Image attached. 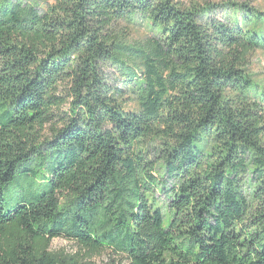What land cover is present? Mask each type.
I'll list each match as a JSON object with an SVG mask.
<instances>
[{"label":"trees","instance_id":"trees-1","mask_svg":"<svg viewBox=\"0 0 264 264\" xmlns=\"http://www.w3.org/2000/svg\"><path fill=\"white\" fill-rule=\"evenodd\" d=\"M230 7L221 20L217 5L176 0H0V232L79 247L27 246L0 264L105 252L122 264H264V83L251 71L264 13ZM120 21L154 39L127 44ZM108 64L128 92H111ZM36 166L48 191L6 211L4 189Z\"/></svg>","mask_w":264,"mask_h":264},{"label":"rangeland","instance_id":"rangeland-1","mask_svg":"<svg viewBox=\"0 0 264 264\" xmlns=\"http://www.w3.org/2000/svg\"><path fill=\"white\" fill-rule=\"evenodd\" d=\"M31 4H36L42 7L53 4L54 0H27ZM182 6L193 7L194 5L204 6L207 3L211 5H217L219 10L213 14V17L221 20H226V16L230 14L231 4H247L254 9L264 13V0H176ZM115 30L120 32L121 35L126 39L127 44H145L147 41L154 39V34L151 30L140 27L132 26L123 21H120ZM251 71L256 75L255 78L258 81L264 83V54L258 53L255 55L254 60L251 64ZM102 75L105 78L108 87L111 92L127 91V84L123 80V76L112 65L103 66ZM69 83L62 86L59 95L65 97L69 91ZM126 95L125 102L130 108H133L136 104ZM71 99L65 104L62 109L63 112H67L69 108V103ZM160 155L151 151L147 158L154 163L159 161ZM35 174L29 175H18L16 180L4 189V199H5V210L10 211L14 209L20 202H31L34 198L44 194L48 191L49 187V173L38 166L35 167ZM157 174L163 179V171L160 170ZM158 204L165 208L163 204V198H157ZM166 209V208H165ZM166 213V210L164 211ZM31 247L36 255L42 254L46 249L48 251H61L64 250L67 253L79 252V247L69 241L64 239H54L52 241L47 240H33L17 225H11L6 227L5 230L0 232V252H11L20 251L25 247ZM92 264H122L124 262L119 259L116 255L111 252H105L102 255H98L91 260ZM125 264V263H123Z\"/></svg>","mask_w":264,"mask_h":264},{"label":"clouds","instance_id":"clouds-1","mask_svg":"<svg viewBox=\"0 0 264 264\" xmlns=\"http://www.w3.org/2000/svg\"><path fill=\"white\" fill-rule=\"evenodd\" d=\"M261 10H264V8H262Z\"/></svg>","mask_w":264,"mask_h":264}]
</instances>
